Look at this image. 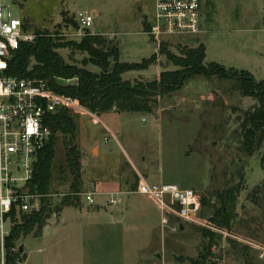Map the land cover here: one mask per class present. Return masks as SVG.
Returning a JSON list of instances; mask_svg holds the SVG:
<instances>
[{"label":"rangeland","instance_id":"1","mask_svg":"<svg viewBox=\"0 0 264 264\" xmlns=\"http://www.w3.org/2000/svg\"><path fill=\"white\" fill-rule=\"evenodd\" d=\"M2 1L15 17L27 22L30 34L34 29L47 31L53 39H59L57 42L64 43L98 33L119 47V61L125 63H140L155 55V61L146 70L122 74V81L131 86L157 80L161 72L176 70L159 53V48L153 53L156 46L152 42L164 44L175 56L202 44L206 49L204 66L216 62L226 70L247 71L256 81H264V0H202V23L206 29L203 34L161 40L148 38L144 33L146 22L153 17V0ZM91 11L97 13L92 26L78 35L76 14ZM54 51L65 64L92 73L99 71L90 64L82 67L81 61L88 58L86 54L63 47ZM256 106L253 98L239 95L233 82L212 74L193 76L181 89L165 94L150 114L102 113L96 115L100 122L94 124L86 113H70L76 125L75 144L80 151V193L90 191L92 184L97 185L95 192L105 193L94 194L95 203L103 210L111 209L107 204L109 192L117 185L119 190H135L136 174L149 184H175L191 189L200 200L206 198L211 205L218 206V194L238 187L231 232L214 231L219 242L211 247L209 264H264V144L251 154L245 153L241 145L245 113ZM63 140L59 133L51 189L46 197L52 210L62 201L61 195L78 197V203L69 206L63 215L66 221L74 222L80 212L84 219L94 204L90 206L69 188L71 176ZM119 197L122 203L125 197ZM147 198H133L143 206L144 215L130 211L131 230L115 233L113 240L95 241L94 251L88 252V264H190V260L200 256L201 206L196 222L183 223L182 230L162 231L160 211ZM208 212L205 208L204 214ZM21 214L30 213H14L12 227ZM48 215L57 217L52 211ZM7 244L4 250L0 249V264L20 246L29 255L27 264L41 263L38 238L27 236L12 241L9 253ZM49 258L50 254L44 256V262Z\"/></svg>","mask_w":264,"mask_h":264},{"label":"trees","instance_id":"2","mask_svg":"<svg viewBox=\"0 0 264 264\" xmlns=\"http://www.w3.org/2000/svg\"><path fill=\"white\" fill-rule=\"evenodd\" d=\"M24 30L29 31V25L23 21ZM71 24V23H70ZM76 25V24H75ZM148 29V27H146ZM32 42H22L19 48L10 53L7 60L6 74L24 79L40 78L47 80L48 85L56 93L76 98L90 113H140L150 114L154 111L157 100L165 94L179 90L185 82L196 75H216L235 84V89L241 97L253 98L257 106L245 113L242 122V148L247 154L260 148L264 144V81H256L247 71L226 70L215 62L204 66L205 47L200 44L196 48L186 49L181 56H175L160 44L159 53L176 70L161 72L157 80L131 86L122 81V74L128 71L146 70L155 61V55L143 59L140 63H125L119 61L117 46L101 35H84L78 42L59 43L47 31L34 29ZM68 48L73 52L86 54L88 58L81 61L82 67L90 64L99 71L92 73L84 68H77L65 64L54 51L56 48ZM78 78L76 86H63L52 80V77ZM44 125L50 129V136L37 153L33 164L31 178L27 183L28 192L40 196V209L30 214H21L11 229L6 242V252L11 242L21 237H39L42 229V219L45 215H58L63 208L78 203L79 198L65 196L62 201L51 208V201L46 197L50 193L53 179V163L55 158V143L60 133L64 138L66 148V162L71 176L69 188L74 193L82 189L80 151L75 144L76 125L69 112L56 110L49 114ZM135 186L138 180L133 174ZM238 187L226 189L217 195L218 206L201 198L199 220L207 227H198L202 238L203 251L190 264H209L211 247L217 246L216 231L231 232L235 219L234 209L238 197ZM209 210L204 214V209ZM211 228V229H210ZM181 230V228H179ZM201 243V242H200ZM26 255L19 250L15 254L7 255L4 264L24 262Z\"/></svg>","mask_w":264,"mask_h":264},{"label":"built area","instance_id":"3","mask_svg":"<svg viewBox=\"0 0 264 264\" xmlns=\"http://www.w3.org/2000/svg\"><path fill=\"white\" fill-rule=\"evenodd\" d=\"M202 0H153V17L147 35L154 40L166 37H196L201 33ZM94 15L80 12L75 24L81 33L92 26ZM34 36L24 30L23 20L15 17L8 5L0 0V249L4 250L16 212L32 213L40 209V196L28 192L37 153L50 136L44 125L49 114L56 110L86 113L92 122L99 119L83 107L76 98L56 93L47 80L24 79L6 74L10 53L22 42H32ZM157 48L159 47L158 44ZM63 86H76L78 78L52 77ZM134 194L148 196L160 211V227L179 230L183 223L196 222L201 201L191 189L175 184H149L142 177L136 183ZM91 206L93 193H78ZM120 194H112L107 204L117 207ZM69 194L61 195V197ZM200 223L203 224L201 221ZM211 229V228H210ZM212 231H216L211 229Z\"/></svg>","mask_w":264,"mask_h":264},{"label":"crops","instance_id":"4","mask_svg":"<svg viewBox=\"0 0 264 264\" xmlns=\"http://www.w3.org/2000/svg\"><path fill=\"white\" fill-rule=\"evenodd\" d=\"M135 1L139 2L142 0ZM90 13L94 15V17H96L97 15L96 11H91ZM204 17L205 15H202L203 19ZM150 23L151 20L150 22H146V27H148ZM203 26L204 25L202 23L200 34H203L206 30L205 28H203ZM146 31L147 29L144 31V33L147 35ZM92 34L94 35L95 33ZM96 35L99 34L96 33ZM148 38L150 37L148 36ZM152 44L156 46L155 51L153 53H157L156 43L152 42ZM132 171L135 172L134 170ZM127 183L128 181L125 182V184ZM96 186L97 185L92 184L91 189L90 191H88V193H93V195L96 193H100L104 195L105 192H95ZM133 192L134 190H119L117 185L111 192H109V195L111 196L112 194H120L119 196L125 197L122 203H120L117 207L110 206L111 209L104 208V210L101 209L103 207L100 204L94 203V205L92 206V210H89L87 207L88 211H86V216H84V219L82 218L83 215L80 212L78 214L80 216H78V218L74 222L66 221L63 218V215L65 210L69 207L63 208L62 211L57 215L58 218H55L54 216L50 217L54 218V220L48 221L50 219L49 218L46 221L45 225L42 226L40 236L36 237L40 241V247L37 250L38 253L42 256L40 264H88V252L90 251L92 253L94 251V246L92 244H95V241L113 240L115 239V233L125 234V231L127 229L131 230L133 219L129 218L130 211L132 213L134 211L137 212L136 214H138L139 216L144 215V213H142L141 211L146 212L143 206L138 205L137 203H135V200H133L135 196H139L137 194H134ZM147 199H149V197ZM153 205L155 207L157 206V204ZM101 213L102 216H100ZM121 240H124L123 236H121ZM22 252L25 254L24 249ZM48 254H50V258L47 262H44L43 257L48 256ZM25 255L26 259L23 264H27L29 260V255ZM99 259L100 263L104 260L101 258ZM95 263H97V261H95Z\"/></svg>","mask_w":264,"mask_h":264},{"label":"water","instance_id":"5","mask_svg":"<svg viewBox=\"0 0 264 264\" xmlns=\"http://www.w3.org/2000/svg\"><path fill=\"white\" fill-rule=\"evenodd\" d=\"M49 218H50V215H48V214L44 216V218H43V220H42V226L45 225L46 220H48ZM22 251H23V247L20 246V247H19V252L21 253ZM176 260L179 261V258H176Z\"/></svg>","mask_w":264,"mask_h":264}]
</instances>
